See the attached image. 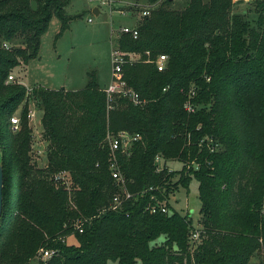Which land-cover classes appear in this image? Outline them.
Masks as SVG:
<instances>
[{
    "label": "trees",
    "instance_id": "trees-1",
    "mask_svg": "<svg viewBox=\"0 0 264 264\" xmlns=\"http://www.w3.org/2000/svg\"><path fill=\"white\" fill-rule=\"evenodd\" d=\"M70 1L33 0L32 7V0H0V264H30L39 249L56 252L46 264H250L256 254L262 258L264 0H251L241 12L233 8L244 2L231 0H189L181 12L159 7L137 23V39L121 35L122 51L168 58L163 72L142 62L123 67L127 85L147 102L142 108L118 100L107 114L93 74L79 91H32L47 144V164L37 169L26 103L15 132L10 123L27 92L6 81L37 58L53 15L60 21L57 37L68 28ZM191 89L194 114L183 109ZM107 131L140 136L129 156H118L128 191L156 189L116 211L108 209L118 188L102 147ZM157 156L183 167L174 173L164 164L157 171ZM60 172L69 175L68 187L47 180ZM192 180L202 239L191 254L190 214L181 216L169 204L168 213L151 214L147 206L151 195L167 201L178 184ZM70 236L75 243L68 245Z\"/></svg>",
    "mask_w": 264,
    "mask_h": 264
},
{
    "label": "rangeland",
    "instance_id": "rangeland-1",
    "mask_svg": "<svg viewBox=\"0 0 264 264\" xmlns=\"http://www.w3.org/2000/svg\"><path fill=\"white\" fill-rule=\"evenodd\" d=\"M168 1L169 5L164 3ZM208 0H203L207 3ZM189 0H157L148 3L144 0H118L113 11L108 7H100V15H94L92 9L97 6L90 0H71L65 7V15L70 17L68 28L59 36L60 21L53 15L46 31L40 39L37 58L30 60L26 65H20L10 73L14 77L13 83L25 87L28 93L24 102L18 107L13 116H18L23 104L29 107L35 103L32 91L40 88L47 90L79 91L85 88L89 75L93 74L100 88L106 87L111 80V50L116 46L117 37L121 27L133 28L139 22L138 15L132 16L130 12L136 8L135 4L148 8L150 14L159 7H167L170 11L181 12ZM32 7L35 4L32 0ZM139 8V7H138ZM250 8L249 3H242L233 8L234 12H241ZM117 10L124 12L120 14ZM142 55V64H152L154 61L150 52ZM149 61V62H148ZM35 118L30 123L32 129V142L30 157L32 165L37 169H44L47 144L43 139V112L35 109ZM15 132V128H12ZM108 132V131H107ZM106 132V134H107ZM110 132V131H109ZM107 147L105 139L102 147ZM167 171L179 172L183 165L178 161L164 163ZM56 176L49 175L52 180ZM178 176L172 182L176 183ZM198 183L192 180L187 187L178 186L168 195V204L173 211L181 216L190 214L191 225L200 229L201 203L198 198ZM65 243L74 244L72 236L66 238ZM189 245V242H188ZM200 243L197 244V248ZM250 264H264V257L254 256Z\"/></svg>",
    "mask_w": 264,
    "mask_h": 264
},
{
    "label": "built area",
    "instance_id": "built-area-1",
    "mask_svg": "<svg viewBox=\"0 0 264 264\" xmlns=\"http://www.w3.org/2000/svg\"><path fill=\"white\" fill-rule=\"evenodd\" d=\"M91 2H95L97 4L96 7H108L109 10L113 11L114 5L117 2L116 0H90ZM251 0L245 2L241 0H231L232 4H237L238 2L248 3ZM135 9L133 12H130L132 16L138 15V20L140 21L144 17H148L150 15V10L148 8H144L141 5L137 6L135 4ZM139 7V8H138ZM120 14H124L120 10H117ZM121 35H129L132 39H137L138 31L136 26L133 28L121 27L119 30V35L117 37L116 46L111 50V80L109 84L102 89V92L105 94V102H106V112L107 114L113 110L114 105L118 100H126L131 103L134 107H144L146 105V101L141 99L139 94L130 86L127 85L123 78V67L125 65H134L136 63L142 62V55L140 53L135 52H125L119 48L118 39ZM5 46V45H4ZM148 55V52H145ZM149 62V61H148ZM168 58L165 55H158L154 61L151 63L154 64L158 72H163L167 67ZM14 77L9 75L6 83H13ZM28 95V93H27ZM195 98V91L191 89L187 94V98L184 102L183 109L188 114H194L197 110V106L194 104L193 99ZM32 103H35L34 101ZM35 104L30 105L28 107L27 112V120L28 126L30 127L31 121L35 118ZM10 123L15 130H17L20 119L19 116H13L10 118ZM31 129V127H30ZM32 131V129H31ZM140 140V136L138 134H131L128 131H119L117 133L107 132L105 137V142L107 143L108 150V169L110 176L118 188L117 193L113 196L112 201L108 207L109 210L116 211L118 210L124 202L131 200L135 196L142 197L146 192L155 191L154 188L150 187L147 191H143L138 194H132L128 191L127 185L128 181L124 178L120 170V164L118 156H129L133 145ZM211 142V141H209ZM211 152L214 150V146L209 147ZM155 163L158 165L157 171H160L163 168L162 158L157 156L155 158ZM189 167V166H188ZM69 175L66 172H60L56 174L53 178L55 185L68 187L69 185ZM151 204L147 206V210L151 214L162 213L166 214L169 212L168 209V201L160 200L155 195L150 196ZM75 229L78 233H82V228L80 224H74ZM201 230L193 229L188 237L189 242V251L192 254L196 248L197 244L201 242ZM56 255V252L51 249H39L36 253L35 257L31 261L30 264H46L52 257ZM264 257V254H263Z\"/></svg>",
    "mask_w": 264,
    "mask_h": 264
},
{
    "label": "water",
    "instance_id": "water-1",
    "mask_svg": "<svg viewBox=\"0 0 264 264\" xmlns=\"http://www.w3.org/2000/svg\"><path fill=\"white\" fill-rule=\"evenodd\" d=\"M241 1H249V0H241ZM3 186H4V182H3V167H2V161L0 158V219H1V215H2V209H3Z\"/></svg>",
    "mask_w": 264,
    "mask_h": 264
},
{
    "label": "crops",
    "instance_id": "crops-1",
    "mask_svg": "<svg viewBox=\"0 0 264 264\" xmlns=\"http://www.w3.org/2000/svg\"><path fill=\"white\" fill-rule=\"evenodd\" d=\"M92 12L94 13V15H100V8H98V7H94L93 9H92ZM105 88V87H104ZM104 88H101V89H104Z\"/></svg>",
    "mask_w": 264,
    "mask_h": 264
}]
</instances>
